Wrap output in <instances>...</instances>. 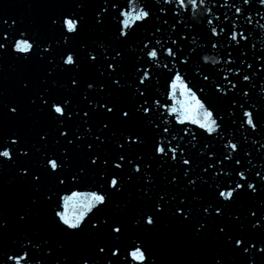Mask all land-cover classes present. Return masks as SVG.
<instances>
[{
	"label": "snow or ice",
	"instance_id": "snow-or-ice-1",
	"mask_svg": "<svg viewBox=\"0 0 264 264\" xmlns=\"http://www.w3.org/2000/svg\"><path fill=\"white\" fill-rule=\"evenodd\" d=\"M254 3L264 8V0H231V3L229 0H152L151 4L148 0H125L124 3L77 0L67 10L49 18L53 35L47 39L37 31L18 28L15 19L11 23V18L0 20V59L10 50L18 64L35 61L40 65L41 87L29 97V102L53 125L51 130L36 131L31 141L19 132L0 136V169L5 165L15 167L21 181L37 193L47 188L42 192L43 200L34 198L17 213L18 221L29 222L35 211L46 205L52 224L65 241L76 240L85 233L92 236V251L81 255L75 264H158L150 256L141 235L129 237L128 219L122 214L128 207L127 202L115 203L113 199L129 184L138 183L144 203L131 220L138 233H152L161 219L168 216L189 226L194 237L202 238L207 235L210 223L217 218L223 221L227 216L241 227L239 231H232L227 222L216 225V235L223 246L246 257L245 264H256L258 256L264 257V200L255 210L249 209L247 226L239 214L231 212L242 196L249 192L259 196L264 191V163L253 164V151L244 149L250 136L259 137L251 140V146L264 159L261 108L236 99L249 97L250 89L255 87L254 76L264 77V49L254 57L258 67L244 60L242 57L247 53L243 52L237 65L232 51L227 50L247 46L249 37L242 29L237 30L236 21L243 16L251 24L253 17L249 9ZM217 5L233 10L235 19L230 24L218 23L221 16L213 12ZM90 8L94 29L102 30L110 20L115 21L112 39H87ZM201 9L209 17L206 23L211 25V48L223 47L225 43L227 48L221 59L202 57L203 65L208 67L197 65L195 76L208 83L197 91L204 93L205 87L211 85L215 98L227 101L223 112L207 97L201 99L182 75V69L190 64L200 45L192 31L184 32L189 25L180 17L182 12L195 13ZM257 15L264 19L259 9ZM223 20H229L226 13ZM148 25H152L151 31L138 42L134 40L139 29ZM164 26L173 34L167 39L163 36ZM259 26L264 29V24ZM225 32L228 34L222 40ZM130 44L135 46L129 52ZM221 64L230 67L226 71L216 67ZM154 69L168 74L166 92L171 104L149 94L159 83V73ZM85 70L94 75H86ZM213 71L216 76L210 79ZM58 74L67 77L64 83L56 79ZM20 84L23 90L32 87L29 78L22 79ZM57 88L67 94H59ZM261 91L264 92V86ZM76 95L81 97L79 102H74ZM123 96H127L126 102L121 101ZM237 106L241 111L237 130L246 133L242 140L225 136L226 119L236 124ZM4 108L10 118L22 115L19 104H4ZM169 117L182 127L170 129ZM189 124L193 127H188ZM205 133L212 139L201 142L200 137ZM213 141L222 144V153L216 152ZM50 142H54L58 151H45ZM74 153L82 154L86 161L75 168L72 166ZM241 153L247 158L246 163H242ZM194 154L202 158L203 166L197 164ZM34 155L39 156L35 168ZM157 164L168 166L163 181L168 186L183 185L180 192L162 191L153 196L159 170H154V165ZM174 170L176 174L172 175ZM86 180L93 182L91 190L61 194L69 191V186L79 189ZM205 186L211 192L208 201L199 195H193L190 200L180 194L189 190L198 193ZM113 204L116 214L106 215ZM6 228L7 223L0 219V234ZM48 244V240L34 241L25 236L16 245L18 250L0 254V264H45L37 257L45 255L44 246ZM64 247V243H57L59 250L63 251ZM51 254L49 247L46 255ZM63 264L72 262L65 256ZM208 264H224V258L213 257Z\"/></svg>",
	"mask_w": 264,
	"mask_h": 264
},
{
	"label": "water",
	"instance_id": "water-1",
	"mask_svg": "<svg viewBox=\"0 0 264 264\" xmlns=\"http://www.w3.org/2000/svg\"><path fill=\"white\" fill-rule=\"evenodd\" d=\"M77 0H0V20L9 19L11 23L12 19L17 20L18 28L27 29L28 31H37L43 38H51L53 33L49 30L50 17L58 15L59 13L67 10L70 6L74 5ZM95 2V0H91ZM125 0H121L124 3ZM147 2V0H145ZM152 0H148L151 4ZM222 2V0H221ZM231 3V0H229ZM137 6H140L138 3ZM257 9L260 10L261 14L264 15V8H261L258 4H253L249 11L253 17L252 23L248 24L244 17L241 16L237 21L238 31L243 30L249 39L246 47H242L238 50L227 49L232 51L235 63L239 65L240 53H247L246 56L242 58L249 63H253L254 67H258L257 62L254 57L264 49V29L260 28V24H264V19L257 15ZM213 12L221 16V21L218 22L223 26V24H230L235 17H233L232 12L229 8H221L217 5L213 8ZM92 13L93 10L88 9V31L87 39L89 41H102L112 39L113 33L115 31V21L110 20L102 30L94 29L92 27ZM229 16L228 21L223 20V14ZM169 18V24L172 23L171 16ZM208 14L201 9L198 12L192 13L191 11L184 13L180 19H183L188 28H184V32L192 31L194 35L197 36V44L200 47L197 48V53L192 56L190 64L182 69V75L185 76L186 82L194 91H197L200 87L204 86L208 82H204L195 76V68L197 65H201L205 68L208 65H203L202 57L208 55L210 57H215L216 59H221L224 51L227 48V44L223 47H218L217 49H212L209 43V29L211 25L206 23L208 19ZM259 21V23H257ZM156 23V21H153ZM195 25V27H192ZM183 28V26H180ZM152 25L146 27H141L137 32L136 37L133 39L137 42L142 39L148 32L151 31ZM165 31L163 36L165 39L172 36L170 30H167V26H164ZM228 33L222 34L221 39ZM215 39V38H211ZM255 45V48L252 47ZM135 45L130 44L128 46L129 52ZM73 47H76V43H73ZM189 47H196L195 45H190ZM219 53V54H218ZM131 59L129 61V67L131 64ZM217 68L223 67L225 71L229 65H217ZM246 67V65H245ZM251 71V70H248ZM154 72L159 73L158 80L159 83L155 84L154 87L150 89L151 95L159 98L162 103L171 104L168 99L166 88L168 74L161 69H154ZM86 75H94V73H89L85 70ZM243 69L241 75H243ZM43 75L40 65L33 61L30 64L21 65L15 60L14 54L6 53L3 59H0V136L10 135L14 132H19L21 136L31 141L35 138V132L41 128L52 129L53 125L51 122L40 112H38L29 102V97L33 96L36 91L41 87V76ZM216 76L215 71L210 75V79ZM24 78H29L32 82V87L29 90H23L21 88L20 81ZM218 78V77H217ZM231 78V76H230ZM56 79L62 84L66 81L67 77L63 74H58ZM252 83L255 84L254 88L250 89L249 97L237 96L238 101L247 100L249 103H255L261 108V117L264 118V92L261 91V86H264V77L261 75H256L253 77ZM239 87V86H238ZM59 94L66 95L67 93L62 88H57ZM197 95L204 99L207 97L212 101V104L219 111H226L227 101L217 100L215 95L211 91V85L205 87L204 93H199ZM81 97L76 95L74 97V102H79ZM127 96L121 97L122 102L127 101ZM4 104H19L21 108L22 115L20 118H10V114L7 113V109L4 108ZM236 111V124H232L226 119L225 126L228 131L225 133L226 137L235 136L236 139H243L246 133L243 130H237L239 124V118L241 111L237 106ZM170 129H179L181 125L175 124L174 118L169 117ZM188 127H193L192 125H187ZM200 131L199 129H195ZM179 132L177 135L179 136ZM53 135L55 133L53 132ZM253 138L259 139V137H249V140L244 144V149L253 151V156L251 157L253 164L259 166V164L264 163V159L259 158V154L256 153L254 146H251V140ZM205 133L204 136L200 137L201 142H207L211 140ZM214 148L216 152L222 153V144L217 141H213ZM199 146V145H198ZM258 147V145H257ZM45 151H58L54 142H50ZM147 151V149H145ZM195 153V150H193ZM264 153V149H261ZM242 163H246L247 158L243 157L241 153ZM193 158L196 160L197 164L203 166V160L198 154H194ZM39 156H33V167H38ZM85 159L82 154L74 153L72 166L75 168L78 165L85 163ZM167 165H154V170L156 171V190L153 193L155 197L157 192L169 191L171 193L180 192V188L183 185H173L168 186L163 181V176L167 173ZM259 170V169H257ZM199 173V167L196 169ZM175 170L172 175H175ZM171 179V175L168 176ZM91 180V177L89 178ZM92 181L86 180L84 184L79 188H72L69 186V191L61 193L62 195L70 194V191H88L92 188ZM259 183V182H258ZM140 184L133 183L129 184L124 192L118 194L113 199L115 203L127 202L128 207L122 213L127 219L129 224V237L135 238L137 235H141L149 248L150 256H154L158 264H208L213 257L223 256L224 264H245L246 257H242L239 254L231 252L230 249L223 246L222 242L217 238L219 224L223 226L225 222L228 223L229 228L232 231H239L241 224L234 221H229L227 216L221 221L217 218L216 222L210 223L208 233L205 237L196 238L192 235V230L189 226L182 225L170 217L165 216L161 219L159 227L150 234L138 233L134 227H132V217L135 215L136 210L143 206L144 201L140 199L141 193L138 191ZM47 190V188L42 189V192ZM42 192L37 193L34 191L31 185L23 183L17 175L16 168L10 165H5L3 169H0V219L7 223V228L0 234V254L7 253L9 251L18 250V242L22 240L25 236L33 238L34 241H50V244L44 246L45 255L38 256V259L44 260L45 264H56L60 261L63 264V257L67 256L72 264L79 259L81 255L88 252L90 253L93 248V237L87 233L83 234L76 240L65 241L62 235L55 229L54 225L50 219V209L46 205H42L38 210L35 211L33 218L27 223H20L18 221L17 213L20 210L32 203L34 198H39L43 200ZM182 196H187L191 200L193 195H199L204 201L211 199V192L205 186L200 189L198 193H192L191 190L187 193H180ZM264 200V191H261L259 196L251 194L250 192L238 199L237 203L232 207L231 212L239 214L241 216V222L247 226V216L249 214V209L255 210L260 201ZM115 204L106 211V215H115ZM62 242L65 244L63 251L57 248V243ZM51 248L52 254L46 255L48 248ZM26 264V262H25ZM256 264H264V257H257Z\"/></svg>",
	"mask_w": 264,
	"mask_h": 264
}]
</instances>
